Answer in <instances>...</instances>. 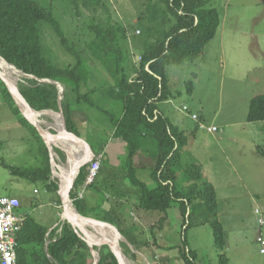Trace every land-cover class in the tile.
<instances>
[{
  "label": "rangeland",
  "instance_id": "1",
  "mask_svg": "<svg viewBox=\"0 0 264 264\" xmlns=\"http://www.w3.org/2000/svg\"><path fill=\"white\" fill-rule=\"evenodd\" d=\"M37 1L45 6L53 5L70 43L83 54L82 68L87 77L85 84H82L81 93L90 92L92 101L100 104V101L96 100L99 93H93L91 90L95 86L103 90L110 86L111 89L113 78L101 64V60L88 49L87 42L91 39L89 40L87 31L79 29L84 22L90 21L95 11L92 7L82 5L78 15L71 0ZM104 2L108 8L107 12L100 9L97 16L104 22L112 18L128 28L129 46L133 52L131 57L136 63L140 62V55L148 42L147 29L153 23L154 27L161 28L159 23L163 22L170 27L174 21L171 12L163 7L164 4L160 3V0ZM208 3V6L219 11L221 21L218 32L197 58L168 66L174 92L180 91V94H176L170 103H160V109L171 119L172 124L184 130L189 138L184 163L186 161L201 164L204 175L214 184L219 208L217 216L213 218L217 217L226 233V247L223 252L228 258V263L264 264L262 242L259 239L260 236L264 239V120L248 121L252 98L264 93V0H208ZM165 14L172 21L164 18ZM152 18L155 19L154 22ZM45 33L46 40L45 37L43 40L48 48L46 53L54 63L64 68L77 61L78 58L63 47L60 37L53 29L45 27ZM189 80L194 81L191 94L186 86ZM16 82L18 86L26 83L24 79L20 80L19 84ZM99 97L102 100L101 106L115 118L119 117L120 105L114 101L107 103L102 94ZM184 106L188 107V111L183 110ZM77 108L88 117V120L82 123L87 126L86 130L92 131L96 127V137H86L90 140L98 138L112 144L114 138L108 128L112 126L109 116L86 102H81ZM194 115H197V119ZM44 118L51 119L46 116ZM209 126H216L217 130L209 131ZM82 131L85 132V129ZM110 150L115 152L119 148L112 146ZM124 154L118 155L119 161L124 160ZM43 159L39 144L12 112L0 88V195L18 194L26 207L30 205L29 201L36 200L35 203L39 205L34 208L33 215L38 218L37 216L42 214L44 218L39 220L50 226L55 219L63 218V206L61 203L59 208L57 206V192L50 191L43 182L14 175L5 166H39L42 165ZM60 169L62 171L61 164ZM147 175V170H140V178L143 181L148 180ZM127 182L128 188L131 183L129 180ZM99 183L102 192L96 191L95 201L84 193L87 204L97 205L99 200L103 199L107 191L102 184V178ZM148 185L151 187L154 184L150 182ZM36 188L37 191L34 190ZM109 193L108 191L107 194ZM133 194L138 200L137 193L134 191ZM133 194L124 200L112 199L116 210L119 211L124 206L125 215H121L119 219L121 228L131 227L140 242V246L133 245L124 235H121L119 240L122 251L132 264H185L182 257L184 242L195 251L196 264H218L220 250L215 246L210 224H192L193 221H199L194 214L191 221L187 220L184 225L185 219L178 203L175 202L167 211L166 226L159 233L156 231V224L153 235V226L141 224L131 213L136 212L133 204L137 200ZM161 213L156 211V214ZM184 228H187L186 231ZM122 242L127 243L132 250ZM97 251L99 248L94 254L92 250L88 252L89 264L94 261ZM133 253H137L138 260L132 256ZM75 261L79 264V259Z\"/></svg>",
  "mask_w": 264,
  "mask_h": 264
},
{
  "label": "trees",
  "instance_id": "2",
  "mask_svg": "<svg viewBox=\"0 0 264 264\" xmlns=\"http://www.w3.org/2000/svg\"><path fill=\"white\" fill-rule=\"evenodd\" d=\"M71 1L76 6L78 15L81 13L82 5L92 7L95 11L90 21L84 22L79 29L87 31L86 34L89 40L91 39L87 42L88 49L99 61L101 60V64L113 78L111 89L110 86L104 90L96 86L91 90L93 93H99L100 90L96 97L100 104L92 101L90 92L81 93L82 84H85L87 77L82 68L83 54L70 43L52 4L45 6L37 0H0V55L18 69L37 77L24 78L26 83L19 86L28 103L36 110H62L68 130L85 142L81 144L85 160L70 192L72 198H75L74 205L84 215L111 223L131 244L140 246L131 227L121 228L119 219L122 213L115 209L113 200L111 196L109 197V195L129 197L130 194L125 192L126 187H123L129 180L132 187L130 185L128 187L132 189L131 194L134 191L137 193L138 200L134 194L133 196L140 208L167 213L176 202L185 219L184 225L187 220L191 221L194 214L199 221H193L192 224H210L215 246L220 250L218 264H229L223 252L226 247V233L217 217L213 218L217 216L219 208L214 184L204 175L201 164L186 161L184 163L189 138L185 131L172 124L171 119L160 109V103L180 94V91L174 92L168 66L195 59L204 51L220 27L219 11L208 6V0H160V3L164 4L163 7L171 12L173 24L168 27L167 23L163 22L159 23L161 28H157L153 23L147 29L148 42L145 43L140 55V62L136 63L131 57L133 52L129 46L128 28L113 21L112 18L104 22L97 16L100 9L107 12L104 0ZM143 15L146 16L145 13ZM168 17L165 14L164 18L172 21ZM154 20L152 18L153 22ZM45 27L53 29L60 37L63 47L78 58L74 64L62 68L47 55L48 48L43 40L44 37L46 40ZM44 78L57 80L64 85L61 108L59 87L54 83L39 81ZM16 79L19 84L21 79L18 77ZM186 86L191 94L194 81L189 80ZM0 88L12 112L28 129L30 135L39 142L40 152L44 156L42 165L39 166L16 167L9 164L5 166L16 176L43 182L50 191H56L58 186L51 179L52 171L46 143L37 128L22 114L1 77ZM100 94L106 97L107 103L112 99L120 105L119 117L115 118L101 106ZM81 102H86L108 115L112 124V137L122 139L126 143L124 160L122 159L115 167L110 159L105 158L99 176L87 186L88 189L95 188L102 192L99 183L102 178L103 186L111 193L106 192L103 199L93 206L87 204L85 197H78V190L85 184L90 164L96 158L85 156V151L90 149L91 143L89 138H83L81 135L83 121L78 115L81 109L77 108ZM54 115L61 122L60 114ZM261 120H264V93L252 98L248 114V121ZM105 145L106 142L100 144V149L104 150ZM144 150L150 152L154 161L152 166L149 165V169L145 168L147 165L141 161L137 162L139 154ZM56 151L65 157L60 148H56ZM107 156L111 157L110 154ZM107 170H112L113 177L105 175ZM140 170H148V177L155 186L150 187L140 178ZM114 197L113 199H117ZM95 211L97 214H93ZM57 228L59 229V226ZM187 228H184V231ZM58 229H53L47 236L49 228L29 214L17 237V264H76L75 259H79V264H89L88 252L92 249L72 224L65 221L62 228ZM90 236L94 237L91 234ZM47 237L51 238L48 250ZM121 237L118 235V238ZM122 243L132 250L127 243ZM184 244L182 257L185 264H196L195 251L186 242ZM98 246L96 244L92 246L93 254L99 248L100 259L97 264H120L108 244ZM136 254L133 253L132 256L136 258Z\"/></svg>",
  "mask_w": 264,
  "mask_h": 264
},
{
  "label": "water",
  "instance_id": "3",
  "mask_svg": "<svg viewBox=\"0 0 264 264\" xmlns=\"http://www.w3.org/2000/svg\"><path fill=\"white\" fill-rule=\"evenodd\" d=\"M8 63L10 65H13L10 62H8ZM14 67L18 71H21L28 78H37L36 76H34L32 74H28V73L24 72L23 70L18 69L16 66H14ZM0 77L5 82L9 91L13 95V97H14L17 105L19 106L22 114L37 128L39 134L44 138L45 142L47 143L49 150H50V153H51V162H52L53 167L56 164L54 156H53V152H55L54 140L56 139V137L59 136V138H60V136H63V134H65L68 136L67 138L71 142H73V144L76 146L75 152L77 153V155H76V160H77L76 171L77 172L75 171L76 174L74 173V175L70 179L67 189L64 191L63 187L60 186V190H59V194L61 195V200H62L63 214H66L65 217L63 216V218L72 224V226L75 228V230L81 236V238H83L88 243L89 247L92 249V252L94 250V248L92 247L94 244L99 245L101 242H105L104 244H108L110 246L111 250L115 253L120 264H125L124 260H123V256H122L120 241H119L121 238H118V235L120 237V235H122V233H120V231L111 223H108V222L102 221L100 219L82 214L74 205H73L74 206V210H73L74 212H72L69 205L67 204V200L71 201L70 191H71V189H72V187L76 181V178L78 177V175L81 171V168H82L84 160H85L83 152H82V148H81V144L85 143L84 140H82L77 135H75L74 133H72L68 130V128L66 126L65 115H64L62 110H59V111H55L53 109L36 110L35 108H33L28 103V101L26 100V98L22 94L20 87L18 85L14 84L10 79H8L6 76H4L1 73V71H0ZM39 81H46V82L54 83L59 87V89H60V97H59L60 102L59 103H60V108H61V100L63 99L64 92H65L64 85L57 80H52L49 78L39 79ZM47 112L59 113L63 117V125H64L63 131L58 130L56 133H53L52 131H50L48 128H46L44 126L43 122H41V119L38 118L37 115L38 114L39 115L47 114ZM51 141L54 143H52ZM87 151H89V149H87L85 151L86 157H88V155L86 153ZM88 158H91V157H88ZM65 197H67V200ZM71 203L73 204L72 201H71ZM85 224L94 226L95 228H99V229L111 230L114 233L116 238H115V240H113L109 243L105 239H101V240L96 239L95 237L90 236L89 232L87 233L85 231V229L83 228V225H85ZM46 249L48 250V246L46 247ZM94 259L95 260H94L93 264H97L99 259H100L99 251H98V256L95 257Z\"/></svg>",
  "mask_w": 264,
  "mask_h": 264
},
{
  "label": "crops",
  "instance_id": "4",
  "mask_svg": "<svg viewBox=\"0 0 264 264\" xmlns=\"http://www.w3.org/2000/svg\"><path fill=\"white\" fill-rule=\"evenodd\" d=\"M138 33H140V31H137ZM96 87V86H95ZM99 90V89H98ZM99 93H100V90L98 91ZM109 102H113L112 101V99H109ZM166 102H172V99H170V100H167ZM166 114V113H165ZM79 119H81L82 121H85V120H88V117L84 114V113H82L81 111L79 112ZM80 120V121H81ZM44 124V123H43ZM44 126L46 127V128H48L50 131H52L53 133H56L59 129L58 128H53V127H50V126H48V125H46V124H44ZM98 127H100V126H98ZM109 128V130L112 128V127H108ZM83 129H85V132H83L82 130ZM87 129V126L85 125V123L82 125V127H81V135L83 136V138H88V137H92V136H94V137H96V135L94 134V132H96V127L92 130V131H87L86 130ZM102 134V133H101ZM100 134V135H101ZM112 134H113V131L111 130V136H112ZM88 135V137H86ZM90 135V136H89ZM99 135V134H98ZM110 135H108V136H110ZM90 137V138H91ZM43 138V137H42ZM112 138H114V137H112ZM43 140H44V138H43ZM37 141V140H36ZM44 142H45V140H44ZM52 142V141H51ZM37 143L39 144V142L37 141ZM46 143V142H45ZM90 143H91V147H90V149H89V151H87L86 153H87V155H88V157H98V156H102V162L105 160V158H108V159H110L111 161H112V164H113V166H115V167H117L119 164H120V161H119V159H118V155H120L121 153H125V149H126V143L125 142H123L122 141V139H115L114 138V141L112 142V144L111 143H108V141H106V147L104 148V150H102V149H100L101 147H100V144H103V143H105V141H101V140H99L98 138H95V139H91L90 140ZM46 145H47V143H46ZM112 146H116V147H118L119 148V150L118 151H115V152H113V151H111L110 150V147H112ZM47 147H48V145H47ZM56 148H60L62 151H63V153H64V156L65 157H62V155H60L57 151H56ZM125 148V149H124ZM54 150H55V152H53L54 154H53V156H54V159H55V162H56V164H55V166L53 167L52 166V162H51V153H50V150H49V147H48V151H49V158H50V164H51V171H52V175H51V179L52 180H54L55 182H56V184H57V186H58V189L56 190V192H57V195H58V203H57V206H58V208H59V205H60V203L62 204V200H61V195L59 194V190H60V186H62V181H61V179L58 177V176H55V171L56 170H58L59 172H61V169H60V164L59 163H62V164H66L67 162H68V151L65 149V148H63L61 145H58V144H56L55 143V145H54ZM39 151H40V144H39ZM67 151V152H66ZM41 153V152H40ZM42 154V153H41ZM60 156H59V155ZM107 154L109 155L110 154V156L111 157H109V156H107ZM124 156H125V154H124ZM44 157V156H43ZM58 157H59V159H58ZM57 159V160H56ZM67 160V161H66ZM139 161H141L144 165H147V166H145V168H147V169H149V165L150 166H152L153 165V160L151 159V156H150V152L149 151H142V153H140L139 154V156H138V158H137V162L139 163ZM102 166H103V164H102ZM102 166H101V169H102ZM32 167V166H31ZM148 171V170H147ZM112 172V170H107L105 173V175L107 176V177H113V174L111 173ZM99 176V175H98ZM57 177V178H56ZM147 177H148V175H147ZM113 180V179H112ZM114 181V180H113ZM113 181H111V182H113ZM153 183L150 179H149V177H148V180L146 181V183L147 184H149V183ZM154 184V183H153ZM127 186V184L125 185V186H123L124 188ZM153 186H155V184L153 185ZM153 186H151V187H153ZM83 187H84V185L83 186H81L80 188H79V190H78V194H79V192L83 189ZM127 188V187H126ZM125 188V192L126 193H129V194H131L132 193V189L130 188V187H128L127 189ZM34 190H36L37 191V188L36 189H34ZM96 191L97 192H99L98 190H96L95 188H86V190H85V193H87V196H89V199H92L93 201H95V195H96ZM71 192V191H70ZM71 194V193H70ZM14 196H18V197H21L20 195H18V194H15ZM110 196V195H109ZM115 196V195H114ZM70 197H72L71 195H70ZM85 197V196H84ZM85 198H87V197H85ZM111 198L113 199V197L111 196ZM114 198H119V199H122V200H124V198H120V197H118V196H115ZM75 199V198H74ZM30 202V205L28 206V207H26V206H24V204H22V207H21V209H20V212L22 213V214H25V216H26V218L28 217V215L30 214V215H32L38 222H40V223H42L40 220H42L44 217H43V215L42 214H39L37 217L38 218H36L34 215H33V210H34V208L35 207H37L39 204L38 203H35L36 202V200L35 201H33V200H31V201H29ZM125 202V201H124ZM89 206H93L94 204H88ZM133 207H134V209L136 208V212H131L132 213V215H134V219L135 220H138L141 224H143V225H152L151 227H152V229H153V235H154V233H155V230H154V226L156 225V224H158V227H157V230L156 231H159V233L164 229V227L166 226V223H167V220H168V217H167V213H164V214H156V211H147V210H144V209H142V208H140L138 205H137V203H134L133 204ZM123 208H124V206L122 207V208H120L119 210H120V213H122V215H123V217H124V215L125 214H123ZM57 215H59V214H57ZM62 216H64V214H63V212H62ZM40 219V220H39ZM64 220V221H63ZM65 221H67L66 219H64V218H59V219H55V222L54 223H51V225L50 226H48V225H46L48 228H49V230H48V234H47V236H49V233L54 229V230H57L58 228V226H59V229L60 228H62V226H63V224H64V222ZM157 222V223H156ZM43 224V223H42ZM45 225V224H44ZM58 229V230H59ZM156 229V228H155ZM157 239V238H156ZM50 241H51V238H48L47 237V239H46V247L49 245V243H50ZM159 245L161 244V243H158ZM47 250V249H46ZM95 260V259H94ZM93 264V263H92Z\"/></svg>",
  "mask_w": 264,
  "mask_h": 264
},
{
  "label": "built area",
  "instance_id": "5",
  "mask_svg": "<svg viewBox=\"0 0 264 264\" xmlns=\"http://www.w3.org/2000/svg\"><path fill=\"white\" fill-rule=\"evenodd\" d=\"M185 111L188 107L184 106ZM197 119V115H194ZM209 131L217 130L216 126H209ZM102 166V156H98L90 164L89 173L85 180L83 189L78 197L83 198L88 185L92 184ZM72 198L71 201H73ZM22 202L18 196L0 195V264H17L18 261V233L22 229L26 216L20 212ZM264 222V218L262 219ZM262 242L261 253L264 255V239L259 237Z\"/></svg>",
  "mask_w": 264,
  "mask_h": 264
},
{
  "label": "bare ground",
  "instance_id": "6",
  "mask_svg": "<svg viewBox=\"0 0 264 264\" xmlns=\"http://www.w3.org/2000/svg\"><path fill=\"white\" fill-rule=\"evenodd\" d=\"M0 71L4 76H6L8 79H10L14 84L17 83L16 77L20 78L21 80H23L24 78L27 77L21 71H18L15 67L11 66L2 56H0ZM54 114H55L54 112H47V114H43V115L38 114L37 117L40 118L41 122H43L44 124L48 123L46 125L53 127V128L57 127L59 130L63 131V127H64L63 117L60 115V117H61L60 121L61 122H59ZM44 116H46L48 118L51 117V119L46 120L44 118ZM67 137H68L67 135L63 134V136H60V138L58 136L54 140L55 143L61 145L63 148H65L68 151V157H69L68 162L66 164L60 163L62 165V171L61 172H59L58 170L55 171V173H56L55 175L58 176L62 181V187H63L64 191L67 189L69 181L72 178V176L74 175V172L76 170V164H77V160H76L77 153L75 152L76 146ZM54 142H52V143H54ZM55 143H54V145H55ZM58 159H59V157H58ZM65 198L67 200V197H65ZM72 202L74 203V201H72ZM67 204L69 205L72 212H74L73 211L74 206L71 203V201L67 200ZM65 216H66V214H64V217ZM83 228L85 229V231L87 233L89 232V234L93 235L96 239H99V240L105 239L108 241V243L115 240L114 239L115 235L111 230L95 228L94 226H91L88 224L83 225ZM104 243L105 242H101L99 244V247H101ZM121 250H122V248H121ZM97 256H98V251H97V253H95V257H97ZM122 256H123V260H124L125 264H132V262L127 258V256L124 254L123 251H122Z\"/></svg>",
  "mask_w": 264,
  "mask_h": 264
},
{
  "label": "clouds",
  "instance_id": "7",
  "mask_svg": "<svg viewBox=\"0 0 264 264\" xmlns=\"http://www.w3.org/2000/svg\"><path fill=\"white\" fill-rule=\"evenodd\" d=\"M71 195V194H70ZM71 198V200H72V197H70Z\"/></svg>",
  "mask_w": 264,
  "mask_h": 264
}]
</instances>
